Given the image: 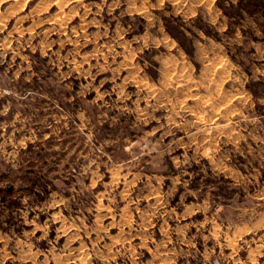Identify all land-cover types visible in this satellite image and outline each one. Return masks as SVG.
<instances>
[{
  "label": "rangeland",
  "instance_id": "374dc122",
  "mask_svg": "<svg viewBox=\"0 0 264 264\" xmlns=\"http://www.w3.org/2000/svg\"><path fill=\"white\" fill-rule=\"evenodd\" d=\"M0 264H264V0H0Z\"/></svg>",
  "mask_w": 264,
  "mask_h": 264
},
{
  "label": "bare ground",
  "instance_id": "6f19581e",
  "mask_svg": "<svg viewBox=\"0 0 264 264\" xmlns=\"http://www.w3.org/2000/svg\"><path fill=\"white\" fill-rule=\"evenodd\" d=\"M58 5V4H57ZM63 5V4H62ZM60 6V5H59Z\"/></svg>",
  "mask_w": 264,
  "mask_h": 264
}]
</instances>
